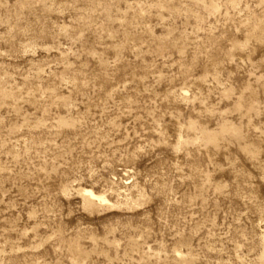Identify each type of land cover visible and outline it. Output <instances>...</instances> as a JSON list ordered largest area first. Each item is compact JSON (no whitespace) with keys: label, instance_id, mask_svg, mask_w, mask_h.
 Segmentation results:
<instances>
[{"label":"rangeland","instance_id":"1","mask_svg":"<svg viewBox=\"0 0 264 264\" xmlns=\"http://www.w3.org/2000/svg\"><path fill=\"white\" fill-rule=\"evenodd\" d=\"M0 264H264V0H0Z\"/></svg>","mask_w":264,"mask_h":264}]
</instances>
